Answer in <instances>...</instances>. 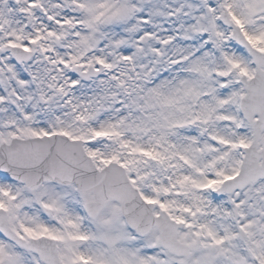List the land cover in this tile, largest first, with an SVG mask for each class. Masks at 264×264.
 I'll list each match as a JSON object with an SVG mask.
<instances>
[{"label": "snow or ice", "instance_id": "obj_1", "mask_svg": "<svg viewBox=\"0 0 264 264\" xmlns=\"http://www.w3.org/2000/svg\"><path fill=\"white\" fill-rule=\"evenodd\" d=\"M0 264H264V0H0Z\"/></svg>", "mask_w": 264, "mask_h": 264}]
</instances>
